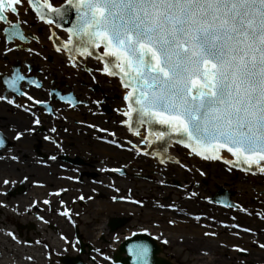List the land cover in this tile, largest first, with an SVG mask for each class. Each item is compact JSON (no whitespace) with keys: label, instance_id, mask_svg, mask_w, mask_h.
<instances>
[{"label":"flooded vegetation","instance_id":"1","mask_svg":"<svg viewBox=\"0 0 264 264\" xmlns=\"http://www.w3.org/2000/svg\"><path fill=\"white\" fill-rule=\"evenodd\" d=\"M6 18L0 21L1 150L48 168L50 176L56 168L55 178L73 184L53 194L68 204L65 223L76 252L67 257L121 264L127 258L121 247L131 240L152 243L157 264L184 258L264 264V173L179 154L176 145L159 148L145 125L134 127L123 114L128 89L103 70L102 60L70 54L61 32L32 12ZM13 25L23 39L11 35ZM16 76L23 79L13 89ZM105 204L121 206L112 212ZM88 207L93 217L82 222Z\"/></svg>","mask_w":264,"mask_h":264},{"label":"snow or ice","instance_id":"2","mask_svg":"<svg viewBox=\"0 0 264 264\" xmlns=\"http://www.w3.org/2000/svg\"><path fill=\"white\" fill-rule=\"evenodd\" d=\"M21 2L0 0V21L7 19L5 12L18 13ZM27 3L40 19L49 12L62 18L68 11L51 0ZM66 3L76 20L66 29L64 49L81 56L103 49L96 57L106 60L103 70L119 75L128 89L125 116L147 124L155 141L175 136L205 159H221L218 153L226 150L235 157L226 164L247 165L246 171L255 165L264 173V0ZM11 35L23 39L18 30ZM22 79L16 76L10 87ZM146 254L145 247L137 249L138 258Z\"/></svg>","mask_w":264,"mask_h":264},{"label":"bare ground","instance_id":"3","mask_svg":"<svg viewBox=\"0 0 264 264\" xmlns=\"http://www.w3.org/2000/svg\"><path fill=\"white\" fill-rule=\"evenodd\" d=\"M16 7L18 8V14L20 11L27 12L29 9V7L26 8L27 3L24 0ZM10 15L8 12L9 17ZM16 15L17 13L12 14V16ZM64 35L66 34H58V36ZM2 124L3 122H0V125ZM138 138L142 141V132H139ZM22 147L24 151H28V145L22 144ZM148 147L150 150L154 149L152 144H149ZM47 170L49 169L38 167L32 160L7 159L0 161V212L2 213V217H0V264H44L49 249L55 252L63 251L64 239L69 238L67 236L62 238L60 234L69 236L71 230L58 217L59 215H55V210L58 208L54 206L55 198L52 192H59L62 187L66 189V187L69 188L73 184L66 179L64 181L62 178H55L57 175L56 168L54 170L50 169L54 172L51 176L47 173ZM19 183L26 190L24 195L7 199L5 193L15 188ZM73 187L77 188V186ZM44 199H49L47 207L43 205ZM105 205L108 209H112V212L121 206L119 204ZM20 219H23L25 223H33L36 226V231L32 237L34 241L32 246L23 244L21 239L16 238L14 231L7 226L18 222ZM45 224L54 226V231H47ZM210 263L221 264L216 260H211Z\"/></svg>","mask_w":264,"mask_h":264},{"label":"rangeland","instance_id":"4","mask_svg":"<svg viewBox=\"0 0 264 264\" xmlns=\"http://www.w3.org/2000/svg\"><path fill=\"white\" fill-rule=\"evenodd\" d=\"M62 1L63 0H51V2H54L57 4L61 3ZM21 13L26 14L27 12H21ZM178 152H179V154H185L186 153L185 151L183 152V150L182 151L179 150ZM175 154H178V153H175ZM186 154H188V153H186ZM10 155H11L10 152L1 150L0 151V161H4L7 159L11 160ZM213 169L221 170V168L218 166L213 167ZM126 183H128V180ZM18 188H21V191H19L18 193H15V191ZM25 192H26V190H25L24 186L19 183L15 188L7 191L5 193V196L7 199H13L14 197H17V196H23ZM52 194H53V192H52ZM56 196H58V194L57 195L55 194V200L56 201L54 200V206H56L58 208L57 210H55V213H56L55 215H59L58 217L63 222H65L66 214L68 213L67 212L68 204L65 206L59 205L58 202L63 201V199L62 198H56ZM49 199H44V201H43L44 206H46V207L48 206V204L45 203V201H48ZM70 202H72V201H68L67 203H70ZM43 209L45 210L46 208H43ZM51 210H53V209H51ZM128 210H129V208H127V210H125V211H128ZM91 212H92V207H88L86 214L84 213V215L81 217V219L83 220L82 222H87L88 220L92 219L93 215L91 214ZM0 217H2L1 212H0ZM72 218L74 219L73 216H72ZM7 226L10 227L14 231L16 238L21 239L23 244H25L27 246L33 245L34 241L32 240V237L34 236V232L36 231V226L33 223H25V221L23 219H20L18 222H15L14 224H8ZM78 228H79V231L84 230L83 226L79 225ZM45 229L49 232H52V231H54V226L45 224ZM53 233H55V232H53ZM65 236H67L69 239H66ZM60 237L65 238L64 243H63L64 249L62 248L63 251L55 252V251L49 249L48 256H47L44 264H59V258L62 255H64V254L75 255L76 248H75V244L73 243V241L71 239V235L68 236V235L60 234ZM191 260H192L191 261L192 264H196L197 260L196 261L194 259H191ZM181 261H182L181 263H183V264H189L188 263L189 260L187 258L181 259Z\"/></svg>","mask_w":264,"mask_h":264},{"label":"water","instance_id":"5","mask_svg":"<svg viewBox=\"0 0 264 264\" xmlns=\"http://www.w3.org/2000/svg\"><path fill=\"white\" fill-rule=\"evenodd\" d=\"M52 4L57 5V3H54V2H52ZM60 7L68 9L67 13L62 18L56 16L54 13H51V12H49L48 15L45 18L53 20V23L55 25H57V26L59 25L60 28H62V29H64L66 31V29H70L72 27L73 23L75 22V20H76V12H75V9L71 8L66 2ZM31 9L33 10L32 6H31ZM5 15L8 17V12H5ZM41 20L45 21L46 19H41ZM5 21L8 23L9 19H6ZM15 30H18V29L15 28ZM66 32L69 34L68 31H66ZM66 37H67L66 35L59 36V38H61V39H66ZM72 53H76V52H72ZM72 53H70V54H72ZM92 56L97 57V56H99V54L96 51H94V54ZM102 61L104 63H106V60H102ZM130 120H131V123H132V125L134 127H139L141 125V124L136 123L134 121V119H130ZM144 125L146 126V128H147V130L149 132V126L147 124H144ZM157 128H160V126L159 125H154L153 126V129H157ZM172 143H176V144H178L180 146L185 147L183 144H180V143L176 142L175 136H173V138L171 140L167 141V143L162 142V141H156L155 142L156 146H158L159 148H166V149ZM151 144L153 146V143H151ZM0 147H2V146H0ZM186 148L189 149L191 152H193L190 147H186ZM226 152H227L226 150H222V151H220L218 153V155L222 157L220 160H223V161L231 160V157L229 156V155H231V153L227 152L229 154L228 155ZM193 153H195V152H193ZM201 155H203V154H201ZM231 166H233L235 168L243 169V170L248 168L247 165H238L236 163H231ZM248 170H254V168H250ZM139 247H145L147 249V251H150L151 253L149 255H146V257L144 259H140V258H138V256L135 253V252H137V249ZM121 251H123V252H125L127 254V258L122 259L121 260V264H157V261L155 260L154 255H153V253L155 252V247H154V245L152 243H148L147 244L146 242H141V243L138 242L137 245H136L133 242H131V240L130 241L127 240L123 244V246L121 247ZM62 262L64 264H82L77 259H68V258L63 259Z\"/></svg>","mask_w":264,"mask_h":264}]
</instances>
